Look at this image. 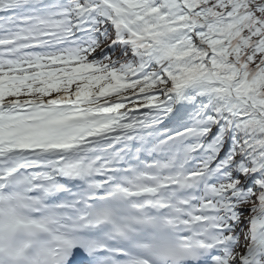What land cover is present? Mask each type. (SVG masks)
Returning <instances> with one entry per match:
<instances>
[{"label": "snow or ice", "instance_id": "1", "mask_svg": "<svg viewBox=\"0 0 264 264\" xmlns=\"http://www.w3.org/2000/svg\"><path fill=\"white\" fill-rule=\"evenodd\" d=\"M0 264H264V0H0Z\"/></svg>", "mask_w": 264, "mask_h": 264}]
</instances>
